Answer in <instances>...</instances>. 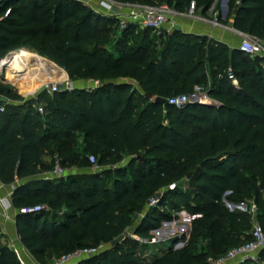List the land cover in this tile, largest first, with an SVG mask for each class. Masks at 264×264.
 <instances>
[{
	"label": "trees",
	"instance_id": "1",
	"mask_svg": "<svg viewBox=\"0 0 264 264\" xmlns=\"http://www.w3.org/2000/svg\"><path fill=\"white\" fill-rule=\"evenodd\" d=\"M115 1L160 3L176 13H185L193 3L195 12L205 14L219 0ZM227 7L223 23L233 16L236 31L264 37V0H228ZM6 8L10 14L0 22V59L30 50L63 69L73 83L107 82L96 89L41 93L33 100L0 86L7 99L23 101H0V183L11 185L49 171L55 157L62 168L81 170L91 167L90 156L104 168L130 155L112 174L30 180L14 189L15 209L46 207L14 220L19 242L37 262L110 246L132 226L147 199L159 197L133 235L151 240L150 232L161 222L175 219L171 211L182 210L191 218V232H204L205 252L189 242L182 250L170 246L147 259L136 241L125 238L76 264H206L207 255L218 260L250 241L248 216L228 212L225 202L252 200L264 225L263 58L179 31L153 37L154 31L133 24L119 31L116 19L77 0H5L0 11ZM228 69L237 86L228 80ZM51 75L58 76L59 70ZM195 87L207 89L215 103L191 102L182 109L155 103L156 98L190 96ZM36 103L44 107L45 118L34 109ZM42 147L51 148L49 165ZM176 181L174 190L157 193ZM257 262L264 263V249ZM0 264H20L2 244Z\"/></svg>",
	"mask_w": 264,
	"mask_h": 264
},
{
	"label": "built area",
	"instance_id": "2",
	"mask_svg": "<svg viewBox=\"0 0 264 264\" xmlns=\"http://www.w3.org/2000/svg\"><path fill=\"white\" fill-rule=\"evenodd\" d=\"M5 0H0V9L2 8V4ZM84 3L88 6L94 13L100 14L104 17L114 18L120 24V29H124L127 24H133L140 29H150L154 32H159L161 30H165L167 32V21L168 16L172 13L171 9L168 8L165 4L161 6H149V5H136L134 6L128 14H123L118 2L115 0H96V4L91 5V0H77ZM10 14V9L6 8L0 11V22L7 18ZM214 26H219V21L217 18H214L212 21ZM238 51L244 53L250 57H260L264 59V37H251L243 34L242 40L238 46ZM17 52V51H16ZM16 52L9 53L3 59H0V78L8 75V59ZM41 58V57H40ZM42 59V58H41ZM53 64V63H52ZM6 74V75H3ZM24 74V73H23ZM25 78V77H24ZM24 78H15L12 80H25ZM227 78L231 81L234 86H237V81L230 69L227 70ZM11 80V79H10ZM39 88L46 92L49 95H52L56 92L62 91H71L74 88V84L72 81L67 79L61 80L59 79L56 82L42 83ZM191 97L196 99V103L200 104H211L207 103L208 97L199 87H195L194 93L190 96L188 95H178L170 98L167 103L171 106H174L177 109H182L186 104L191 103ZM3 111V108L0 109V112ZM38 111L41 113L43 110L39 108ZM91 166H96V159L93 156L88 158ZM64 170L61 168L59 159L55 157L54 160V171L52 173L53 178L64 177ZM3 185L0 183V189ZM175 184L169 186V190H174ZM163 193L161 192L160 195ZM160 198V197H159ZM159 198H151L148 203V208L156 207L159 203ZM230 205V204H229ZM244 206V203L239 205ZM233 207V206H231ZM45 206H33L28 208H19L15 209L11 204L10 196L0 197V217L4 222L12 221L15 219L16 215H31L35 213H39L41 211H45ZM257 211L255 206L251 207V212L254 214ZM187 217H189L187 215ZM190 218V217H189ZM156 238L152 237L150 240V244L155 242ZM102 246L97 248H89V249H80L71 254L62 256L56 259L52 264H73L78 263L82 260L94 257L101 253ZM264 249V228L261 225H255L250 233V241L228 251L226 256L221 259H213L208 258L206 264H225L229 260L233 259H251L256 264H264L258 263L257 260L252 256L256 253H259ZM75 263V264H76Z\"/></svg>",
	"mask_w": 264,
	"mask_h": 264
},
{
	"label": "rangeland",
	"instance_id": "3",
	"mask_svg": "<svg viewBox=\"0 0 264 264\" xmlns=\"http://www.w3.org/2000/svg\"><path fill=\"white\" fill-rule=\"evenodd\" d=\"M161 5H164V4L154 3L151 6H157L158 7ZM214 7L215 8L213 9L212 13L213 14L215 13V15H218V16L221 15V11L223 9L222 8V1L219 0L218 2H216ZM211 10H210V12H211ZM213 14H211L210 16H213ZM117 29L119 31L121 30L120 24H118ZM173 32H175V31H173ZM171 33H169V34H171ZM180 33H182V32H180ZM166 34H167V32L165 30H161L159 32L158 31L154 32L152 34V36L156 37L158 35L163 36ZM157 43H159V42H157ZM105 49H106V51L111 52V46L110 47L107 46ZM27 51L31 52L32 54L37 55L39 58L41 57L42 59L41 58L40 59L42 60L43 63L46 64L47 68L42 69L43 66H41L39 63H34L33 61H31L27 65H24L21 70L19 68H16L15 66H14L15 68L9 66L10 70L8 71V74H14L15 73L16 75L19 76V78L25 77L24 78L25 80H20V79L12 80L15 78L11 77V75L9 76V75L3 74L6 76H5V78L4 77L0 78V86L4 87V89H6V90L8 89L9 91H11V93L15 94L19 98H22L24 100H33L39 94L46 93L39 88V86L42 83L56 82L59 79L64 77V76L51 75L55 69L59 70V72H60V70H62L65 73V71L63 69H61L60 67H58L53 62L49 61L48 59L30 51V50H27ZM65 75H66V77H68V75L66 73H65ZM61 80H63V79H61ZM106 82H107L106 80L87 81V84L85 85L86 88H84V89H91V88L96 89V88L104 85ZM78 86H79V88L82 87L81 85H78ZM134 88L138 89V91L140 90L138 87H134ZM22 92H26V94L28 93L30 96H22L23 95ZM207 99L209 101L207 103H211V104L215 103L213 100H210L209 98H207ZM0 101L4 102L5 104H9V103L15 104V105H22L23 104V101L9 100L5 96H3L2 94H0ZM39 108H42V110L44 109V107L41 104L36 103L34 105V109L38 112V114L41 117L45 118L44 110L40 113L38 111ZM43 129L44 128L39 130V132H38L39 136L44 134ZM41 151L43 153V156H42L43 161L47 165H49L52 162V160L54 159V157L51 156V148L42 147ZM129 159H130V155L127 156L121 163H119L115 166H108V167H104V168H99L97 166H91L88 169H81V170H77L75 168H62V167L61 168L65 172L64 177L69 176V175L87 176V175L102 173L104 171H107V173L112 174V173H114L116 168L124 167L127 164ZM53 171H54V167L51 170L44 171V172H46V174H48L47 176L50 177L51 174L53 173ZM44 172H42V174ZM45 176L46 175H44V177ZM111 177H113V176L111 175ZM179 182L180 181H176L174 184L179 185ZM169 186H171V185H169ZM169 186H166L165 188L157 191V193H161V192L166 193L167 190L171 191V190H169ZM184 190L186 191L187 197H189V190H187V188ZM150 199L151 198L147 199V201H146L145 205L143 206L141 212L138 215L134 216L132 226L130 228L126 229V231L123 233V236L125 238L130 239L132 241H136L138 243L139 247L137 248V250L139 253H141L147 259H150L153 255L154 256H160L170 246H172L173 251L182 250L186 245L189 244V242L196 243L198 251L205 252L207 241L205 239L204 232H201V234H200L201 236H197V235H195V233H192L191 228H190L191 218L187 217V214L182 210L179 212L171 211L172 216L175 219H173L172 221L161 222L159 229L150 232L151 236L152 237L154 236L156 238V240L153 244H150L149 238L144 240V239H139V238L135 237L133 235V228L136 227L140 223V221L145 216V214L149 211V209H151V208H148V206H147ZM243 203H244V206L240 207L239 205L241 203H239L238 205H231V204L229 205V203L225 202V207L228 210V212L238 211V212H241V213L246 214L248 216L249 223H250V229L248 231V234L251 233V231L255 225H261L264 228V225H262L261 221H259L258 210L254 214L251 212V207L255 206L253 201L249 200V201H245ZM231 206H233V207H231ZM155 231H157V232H155ZM152 237H151V239H152ZM182 237H183V239H182ZM172 241H174V242L172 243ZM140 246H142V248ZM109 248H110V246H102V248L100 250H101V252H103ZM259 253H256L252 256L256 260H258L259 259ZM207 258H212V257L210 255H207L206 259ZM55 260L56 259L52 258L50 260L44 259L42 261H44L43 263H45V264H52ZM234 263L235 264H256L254 261H252L249 258H247V259H239L238 258L236 260L234 259L233 264Z\"/></svg>",
	"mask_w": 264,
	"mask_h": 264
},
{
	"label": "crops",
	"instance_id": "4",
	"mask_svg": "<svg viewBox=\"0 0 264 264\" xmlns=\"http://www.w3.org/2000/svg\"><path fill=\"white\" fill-rule=\"evenodd\" d=\"M216 2L217 1H215L210 7V10L212 9L211 12L210 10H208L210 13L207 12L205 14H202L198 11L195 12L194 6L192 9H188L187 12L185 13H176L171 9L172 13L168 16V21L166 25L167 33L169 34L173 31H180L183 34H188V35L196 36L199 38H205L207 39L208 43H218V44L226 46L229 49L237 50L242 40L243 34L236 31L233 28V16H230L229 18H227V21L223 23L222 21L226 19L227 14L226 16H224L223 9H222L221 15H220L221 21L218 20L219 26H214L212 23L214 18L218 17V15H215V13L214 14L212 13L213 9L215 8L214 6ZM90 4L91 5L96 4V0H91ZM118 5L122 13L126 15L134 6L139 5V4L118 2ZM211 14H213V16H210ZM58 76L65 77L66 75L62 70H60ZM120 82H127V83H131L134 85V82L130 80H121ZM73 84H74V88L84 89L86 88L85 85L87 84V81H77V82H74ZM78 85H81L82 87L79 88ZM201 90L206 94L207 89L201 88ZM22 94H23L22 96H30L28 93L27 95L26 92H22ZM44 175L46 176L44 177ZM47 175L48 174H46V172H44L43 174L39 173L33 178L25 179L22 181H16L11 185H3V187L0 189V197H5L9 195L11 198V195L16 187L30 180L54 179L52 174L50 177ZM14 220L15 219H13L12 221L4 222L2 218L0 217V243L2 245L8 246L15 253L20 264H40L23 248V246L19 242V239L15 231ZM233 260H229L225 264H233Z\"/></svg>",
	"mask_w": 264,
	"mask_h": 264
},
{
	"label": "bare ground",
	"instance_id": "5",
	"mask_svg": "<svg viewBox=\"0 0 264 264\" xmlns=\"http://www.w3.org/2000/svg\"><path fill=\"white\" fill-rule=\"evenodd\" d=\"M31 61H33L34 63H39L41 66H43L42 69L47 68L46 64L43 63L42 60L37 55L32 54L31 52H28L25 50L19 51L15 53L14 55H12L10 59H8V64L10 67H13V68L16 67L21 70L24 65H27ZM9 70L10 69H8V71ZM14 78H19V76L17 75V77H14ZM61 79L65 80L67 79V77L65 76Z\"/></svg>",
	"mask_w": 264,
	"mask_h": 264
},
{
	"label": "water",
	"instance_id": "6",
	"mask_svg": "<svg viewBox=\"0 0 264 264\" xmlns=\"http://www.w3.org/2000/svg\"><path fill=\"white\" fill-rule=\"evenodd\" d=\"M221 1H222V8H223L224 16H226L227 11H228V7H227L228 0H221ZM193 6H194V4L191 3L189 9H192ZM191 102H195L196 103V99H194V98L191 97ZM155 103H158V104H166L167 101L164 100V99H161V98H156L155 99ZM203 104H205V103H203ZM123 240H124V236L123 235L119 236L117 239H115L114 241L111 242L110 247L116 246L117 244H119Z\"/></svg>",
	"mask_w": 264,
	"mask_h": 264
}]
</instances>
